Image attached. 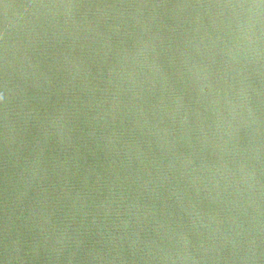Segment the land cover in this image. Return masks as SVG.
<instances>
[{
	"label": "water",
	"instance_id": "obj_1",
	"mask_svg": "<svg viewBox=\"0 0 264 264\" xmlns=\"http://www.w3.org/2000/svg\"><path fill=\"white\" fill-rule=\"evenodd\" d=\"M0 264H264V0H0Z\"/></svg>",
	"mask_w": 264,
	"mask_h": 264
}]
</instances>
